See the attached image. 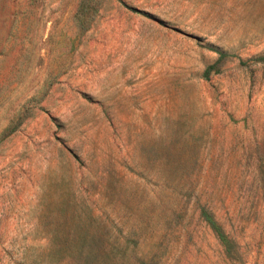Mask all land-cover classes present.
I'll return each mask as SVG.
<instances>
[{
    "label": "rangeland",
    "instance_id": "1",
    "mask_svg": "<svg viewBox=\"0 0 264 264\" xmlns=\"http://www.w3.org/2000/svg\"><path fill=\"white\" fill-rule=\"evenodd\" d=\"M263 55L264 0H0V264H264Z\"/></svg>",
    "mask_w": 264,
    "mask_h": 264
},
{
    "label": "trees",
    "instance_id": "2",
    "mask_svg": "<svg viewBox=\"0 0 264 264\" xmlns=\"http://www.w3.org/2000/svg\"><path fill=\"white\" fill-rule=\"evenodd\" d=\"M218 54H219L220 59L228 56V54L226 52H222V51H218ZM258 60H264V55L259 57ZM211 67H213V66H211ZM211 67L208 68V70H206V73L209 71V69H211ZM215 72H217V70ZM200 215L208 223L209 227L216 233V236L220 240H222V242L229 244V241L226 240L227 237L224 235V232L222 231L221 227L216 222L215 218L213 217V214L211 212L203 211L200 213Z\"/></svg>",
    "mask_w": 264,
    "mask_h": 264
}]
</instances>
